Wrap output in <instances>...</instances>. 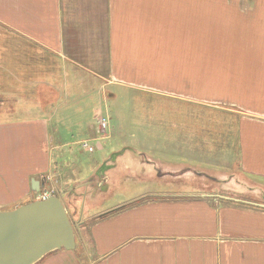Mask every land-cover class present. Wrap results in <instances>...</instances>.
<instances>
[{
  "label": "crops",
  "instance_id": "0c3cea01",
  "mask_svg": "<svg viewBox=\"0 0 264 264\" xmlns=\"http://www.w3.org/2000/svg\"><path fill=\"white\" fill-rule=\"evenodd\" d=\"M202 3L0 0V98L16 100L3 111L21 115L0 120V210L46 192L48 180H38V175L52 159L49 125L54 116L70 114L90 92L95 105L100 98H115L111 89L118 86L134 89L144 83L159 88L171 82L172 75L184 81L188 67L196 73L202 66ZM188 4H195L194 11ZM171 68H182L184 74H172ZM71 82L76 97L72 105L52 107L48 100L43 105L42 92L65 93ZM29 85L37 94L23 105L19 98ZM230 140L217 141L223 162L237 160L240 170L264 181V122L240 117L236 140L228 144ZM165 143L163 147L171 146ZM186 145L191 144L184 141ZM135 158H127L122 173L140 175L154 187L96 216L84 226L85 235L81 228L75 242L82 251H76V245L73 250H54L34 264H264V208L243 199L217 198L218 191L200 184L194 189L163 184L169 176L192 175L221 184L227 175L210 176L198 167L200 162L170 165L149 155ZM232 177L225 184L233 183ZM31 179L38 181L39 192L31 190ZM101 181L107 180L101 176Z\"/></svg>",
  "mask_w": 264,
  "mask_h": 264
},
{
  "label": "rangeland",
  "instance_id": "374dc122",
  "mask_svg": "<svg viewBox=\"0 0 264 264\" xmlns=\"http://www.w3.org/2000/svg\"><path fill=\"white\" fill-rule=\"evenodd\" d=\"M194 5L188 4V10L194 11ZM196 5L198 11L200 5ZM201 6L202 66L196 68V73L194 68H186L183 81V69L171 68L172 74L179 73L182 78L176 81L172 75L171 82L161 83L159 88L146 87L148 84L144 83L136 84L134 89L118 86L111 89L115 98L105 102L100 98L95 105L94 93L90 92L70 114L52 118L49 125L52 159L44 174L38 175V180H48L46 192L34 194L31 201L44 195H57L66 209L74 236L77 237L81 228L85 235L84 226L96 216L137 197L138 191L154 187L149 181L145 184L146 178H139L140 175L121 171L129 162L127 158H138L140 154L170 165L200 162L202 165L198 163V167L210 176L227 175L221 184L195 175L169 176L164 187L194 189L200 184L198 187L218 191L220 196L264 204V181L240 170L237 160L223 162L219 156L221 147L217 149L218 140L231 137L228 144L236 140L240 117L264 122V0H203ZM33 86L26 87V91L22 89L24 97L19 99L23 105L29 104L37 94L29 91ZM73 90L75 86L71 82L65 93L63 89H58L57 94L42 92L43 105L47 100L52 107L72 105V100H76ZM14 101L0 98V120L21 116L3 111L12 107ZM102 117L108 118L105 133L97 131ZM168 124L172 125L165 130L163 125ZM83 140L94 148L93 152L80 146ZM164 141L171 146L163 147ZM184 141L194 146H183ZM152 142L156 148L148 146ZM101 176L106 178L105 183ZM232 176L234 182L225 184ZM23 202L18 201L21 205ZM6 207L12 210L14 206ZM76 251H82L79 241Z\"/></svg>",
  "mask_w": 264,
  "mask_h": 264
},
{
  "label": "water",
  "instance_id": "95a60500",
  "mask_svg": "<svg viewBox=\"0 0 264 264\" xmlns=\"http://www.w3.org/2000/svg\"><path fill=\"white\" fill-rule=\"evenodd\" d=\"M32 191L39 192L31 179ZM217 198L232 199L217 195ZM264 208V204H255ZM74 229L57 195L0 211V264H34L47 253L75 248Z\"/></svg>",
  "mask_w": 264,
  "mask_h": 264
},
{
  "label": "built area",
  "instance_id": "2783aa9c",
  "mask_svg": "<svg viewBox=\"0 0 264 264\" xmlns=\"http://www.w3.org/2000/svg\"><path fill=\"white\" fill-rule=\"evenodd\" d=\"M107 124H108V121L106 118L102 117L100 120H99V132L100 133H105L106 131V128H107ZM80 146L87 150V151H93V147L89 145V143L87 141H82L80 143ZM48 195H44L42 196V198L40 199H45Z\"/></svg>",
  "mask_w": 264,
  "mask_h": 264
}]
</instances>
